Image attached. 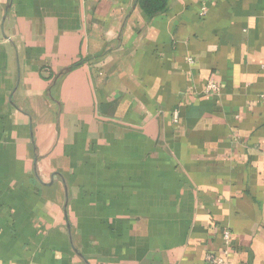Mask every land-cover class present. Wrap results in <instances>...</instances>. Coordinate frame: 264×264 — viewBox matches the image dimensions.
Masks as SVG:
<instances>
[{"label": "crops", "instance_id": "crops-1", "mask_svg": "<svg viewBox=\"0 0 264 264\" xmlns=\"http://www.w3.org/2000/svg\"><path fill=\"white\" fill-rule=\"evenodd\" d=\"M225 250L264 264V0H0V264Z\"/></svg>", "mask_w": 264, "mask_h": 264}, {"label": "built area", "instance_id": "built-area-1", "mask_svg": "<svg viewBox=\"0 0 264 264\" xmlns=\"http://www.w3.org/2000/svg\"><path fill=\"white\" fill-rule=\"evenodd\" d=\"M204 13H205V8H202L201 14H204ZM218 88H219V85L216 82V80L213 77H210L208 82H207L205 92L216 91ZM229 238H230L229 233L224 232L223 233V239L227 245L229 244L228 243ZM205 259H206V262L208 264H228L227 251L226 250L224 251L223 255H221V256H216L214 254L208 253V254H206Z\"/></svg>", "mask_w": 264, "mask_h": 264}, {"label": "trees", "instance_id": "trees-1", "mask_svg": "<svg viewBox=\"0 0 264 264\" xmlns=\"http://www.w3.org/2000/svg\"><path fill=\"white\" fill-rule=\"evenodd\" d=\"M140 7L148 16L162 13L166 9L167 0H137Z\"/></svg>", "mask_w": 264, "mask_h": 264}]
</instances>
